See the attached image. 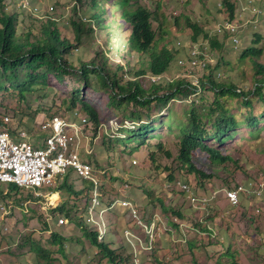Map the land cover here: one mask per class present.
<instances>
[{
  "label": "rangeland",
  "instance_id": "rangeland-1",
  "mask_svg": "<svg viewBox=\"0 0 264 264\" xmlns=\"http://www.w3.org/2000/svg\"><path fill=\"white\" fill-rule=\"evenodd\" d=\"M6 1L9 8L19 12L21 25L28 24V16L26 17L22 13V1L25 0ZM29 1L32 3V9L42 8L43 11L50 12L55 17L63 19L61 24L75 16L74 9L76 5H74L73 0ZM140 1L151 8L153 12L160 9V13L164 14L169 20L174 17H179L182 20L180 28L174 27L171 23L168 24L170 34L167 41L171 46L178 48V59L173 63L171 72L166 77L168 80L177 79V75L181 72L178 62L187 63L189 60V49L194 42L192 40L193 32L187 28V18L202 23L208 32L213 33L216 26L221 24L223 19L228 16L226 12L220 13L218 9V7H221L220 3L223 0ZM158 2H160V8ZM253 3L260 6L264 11V0H253ZM77 9L78 13L81 14V6H78ZM106 24L105 28H99L98 25L93 24L95 27L93 36L85 38L84 44L72 52L71 60L74 65L80 69L82 63H90L96 54H100V59L106 57L113 72H118L119 77L124 72L119 69L118 63L123 64L126 72L135 73L139 71L144 67L143 61L146 62V59L140 56L138 51L133 49L130 44L129 37L132 27L124 20H116V18L109 19ZM157 26L158 24H155V28ZM239 31L240 43L235 45L232 39H226V45L222 53L214 51L210 45L215 60L210 70L216 75L219 83L236 84L249 93L254 91L257 85L256 70L253 64L247 62L248 66L245 67V71H240L244 64L240 57L244 49L253 46L256 34L263 37L257 47L264 50V15L259 19L256 28L253 25L244 26L241 23ZM203 41L205 40L201 37L199 42ZM260 61L264 64V54L261 56ZM147 73L150 74L149 69H147ZM140 81L146 89H150L152 83L150 76ZM163 83H166V81H163ZM206 85H209L208 81ZM50 87L52 93L47 98H42L41 94L37 92L29 94L25 100L10 95V93L1 96L2 107L0 111L4 114V117L8 115L12 120V123L10 120V128H24L35 131L34 140L39 141L44 135L38 130V122L44 117L61 116L71 120L72 113L78 111L84 117L90 119L89 115L82 111L81 104H78L75 109L70 105L74 93L81 91V99L95 106L101 113L100 128L97 129L95 124H93L92 129L91 126L85 128V133L90 137V140L86 136L84 140H89L90 143L87 146L94 147V154L87 155L83 150V155L93 163L97 177L104 180L103 185H105L108 195L106 200L111 202V194L115 195V192L119 195L121 190L130 191L125 190L126 186L130 185L129 189L132 188L131 190L134 188L142 190L146 203L141 206L140 211L142 218L147 222L157 213L165 220L176 223L174 220L178 218L179 221L187 220L191 225L192 229L190 230L193 231L188 234L190 236L187 241L185 239L183 242L178 243L171 236L167 240H172L166 244L162 252H153L150 256H146L145 252L142 254L146 258L144 264H242L241 261L247 264L248 260L241 258V252L245 253L242 246L246 244V241L243 239H246L245 236L251 231L252 219L249 212L244 210V206L241 208L224 206L225 197L224 200H220L219 207L210 209L211 206H209V210H196V212L183 192L181 193L178 189L171 191L166 186L171 182L169 180L171 173L175 174L176 180L191 184L197 192L207 193L217 188L233 189L238 185L247 184L251 180H255L258 184L264 182V100L252 94L254 107L247 108L242 105L240 99L225 98V104L230 113L235 115L241 124L239 129L232 132L233 136L225 137L224 145L214 140L209 141V143L229 155L232 160L226 164L211 163L205 152H199L194 157L195 165L215 176L213 180L200 185L199 178L184 170L178 159V130L176 125L172 127L174 119L169 114V110L153 108L150 114L153 115V118L155 117V120L150 121L148 126L149 135L146 137V143L142 145L140 138L134 136L135 133L130 134L129 131L123 130L130 129V125H133L131 120H126L125 114L129 115L131 111H135V107L133 105H123L121 107L118 104L112 105L111 94L103 88L99 79H94L92 84L87 86L80 76H68L63 83L51 79ZM167 92L168 90L165 89L162 94ZM216 96L214 91L207 90L205 94L198 97L196 103L200 108L199 111L207 113L206 110L212 107ZM170 105V109L176 112L177 119L186 122L188 119L186 111L190 109V104L179 99L178 101L173 100ZM251 110L255 116L260 118L261 123L256 128H252L244 122ZM34 118L35 120H33ZM147 120V116L144 115V121ZM212 127L213 124H210L209 128ZM160 143L165 145L166 151L171 153V157L167 156L165 150L161 151L159 149ZM153 154H155L158 163L161 164L162 171L155 169V164L151 158ZM167 168L170 170H167ZM68 181L71 184L73 183L77 190L85 187L79 175L73 171ZM63 183L59 184L58 187L56 186L55 189H47L46 191L50 192L57 189L61 194L60 199L66 200L68 202L67 207H69L72 202L75 203L78 199L75 193L69 191L68 187H62ZM60 187L62 188L60 189ZM28 192L34 193V189L28 190ZM31 201H35L32 194H30L29 200L25 202V207L21 205V202H18L8 215L0 209V253L2 255L0 264H28L29 260L34 259L35 255L30 250L31 241L33 239L36 241L46 240L49 236V234L43 232L45 229L44 220L51 224L53 230L61 231L67 236L73 235L81 238V244L70 242L66 245L65 249L68 253L69 262L64 261L65 264H114L106 256L98 254L97 247L87 242L85 232L78 223L70 221L69 224L62 226L58 221L59 216L68 218L64 213L57 211L55 214L51 211L54 206L45 210L38 200L37 202ZM42 202L44 201L42 200ZM261 203L264 205V198ZM73 207L76 208L74 205ZM176 213H181L186 218L183 219ZM129 214L128 210V216ZM75 215L82 216L80 208L73 210L72 216ZM128 220L130 223L136 224L133 218H128ZM211 223L214 224L213 230L208 226ZM88 229L89 232L92 230ZM228 229L233 230L235 233L234 239L230 238L228 240ZM181 231L179 230L178 235L184 237L185 235ZM109 232V238H112L113 231L109 230ZM109 238L107 243H109ZM84 240L85 244L83 243ZM122 242L127 244L131 254L129 248L123 250L120 248L119 253L129 261H126L128 262L126 264H130L133 249L125 233ZM262 242L259 247L264 245V240ZM253 254L256 253L253 252ZM202 255H205V257L202 258Z\"/></svg>",
  "mask_w": 264,
  "mask_h": 264
},
{
  "label": "trees",
  "instance_id": "trees-1",
  "mask_svg": "<svg viewBox=\"0 0 264 264\" xmlns=\"http://www.w3.org/2000/svg\"><path fill=\"white\" fill-rule=\"evenodd\" d=\"M73 1L76 5L74 9L75 16L62 24L61 20L63 21V19L55 17L50 12L43 11L42 8H37L36 12L34 10H22V13L26 17L28 16L29 20L28 24L21 25L19 12L9 8L6 0H0V98L10 93V95L25 100L29 94L36 92L40 93L42 98H47L52 93L51 79L63 83L68 76H80L87 86H90L94 79H99L103 88L110 92L112 105L118 104L119 107L133 105L135 107V111H131L129 115L125 114L126 120H131L134 123V128L123 130L129 131L130 134L135 133L134 136L140 138L142 145L146 143V137L149 135L148 126L150 121L155 120V117L153 118V115L150 114L153 108L169 110V114L174 119L172 127L176 125L178 130V159L182 163V168L198 177L201 181L200 185L213 180L215 178L214 174L199 169L194 163V157L202 151L209 156L211 163L226 164L232 160L229 155L214 147L209 141L214 140L224 145L225 137L233 136L232 132L239 129L241 124L236 116L230 113L225 104V98L240 99L242 105L247 108L254 107L252 94L264 100V64L260 61L264 50L257 47L263 37L256 34L253 46L244 49L240 57L241 61L244 62L240 71H245V67L248 66L247 62L253 64L256 70L257 85L255 90L247 93L236 84L219 83L216 75L210 70L211 65L210 72L208 70L203 75L201 85L203 88L202 94H205L207 90L216 93L217 96L212 107L206 110L207 113H204L199 111L200 108L195 101L187 102L190 104V109L186 111L188 119L186 122H182L177 119L176 112L170 109V104L173 100L178 101L179 99L186 102L195 93V87L192 86L190 80L176 77L177 79L166 80V83L151 81L150 89H146L140 81L149 76L168 77L170 74L173 63L178 59V48L171 46L167 41L170 34L168 24L171 23L174 27L180 28L181 18L174 17L169 20L164 14L160 13V9L153 12L140 0ZM158 3L160 8V2ZM77 5L81 6V14L78 13ZM218 9L220 13L226 12L228 14L223 22L228 20L239 24L243 22L238 19V1L223 0L222 7H218ZM111 18L124 20L132 27L129 41L132 48L146 59V62L143 61L144 67L132 73L126 72L123 64L118 63L119 69L124 72L119 77V73L113 72L110 67L109 60L106 57L101 60L100 54H96L90 63H82L81 68L78 69L71 60L72 52L84 44L85 38L93 36L95 32L93 24L98 25L99 28H105L106 22ZM155 24H158L157 28H155ZM186 24L187 28L193 32L192 40L194 43H200L199 40L203 37L204 40L210 42L211 48L218 53L224 51L226 39H231V36L226 33L223 35L211 34L202 23L192 21L190 18H187ZM187 63L178 62L181 69L180 73L186 71ZM225 63L227 62L225 61ZM147 69L150 70L149 75ZM207 81L209 85H206ZM165 89L168 92L162 94ZM80 92L74 93V97L70 101L71 107L75 109L78 104H81L82 111L89 115L97 129L100 128L101 113L95 106L84 99L82 100ZM1 107L2 102L0 101V109ZM144 115L148 119L146 122L144 121ZM10 120L8 115L4 117V114L0 111V130L10 129L16 132L24 129L10 128L12 123V120L11 123ZM244 122L252 128L258 127L261 123L259 116H255L252 110ZM210 124H213L212 128H209ZM30 132L33 131L30 130ZM159 149L161 151L165 150L167 156L171 157V153L166 151L164 144L160 143ZM151 158L155 164V169L162 171V166L158 163L155 154ZM167 170L170 169L167 168ZM70 172L62 187L66 186L69 191L75 193L78 201L72 202V204L76 208L72 204L67 207L68 202L62 200V203L51 211L55 214L60 211L70 221L78 223L85 232L87 242L97 247L98 254L106 256L114 264L128 263L129 261L112 249L109 243L99 242L96 232L88 231V224L82 216H72L73 210L79 209L78 203L81 197L89 195V191L94 184L92 181L82 180L85 187L77 190L75 185L68 181ZM169 180L174 182L176 180L175 174L171 173ZM100 181L103 184L104 180L100 179ZM6 191L8 192L6 193ZM101 191L104 195L103 201L105 204L115 200L112 198L111 202H107L106 197L108 195L104 185H102ZM30 194L28 190L20 188L16 184L0 186V202L5 203L12 211L18 202H21V205L25 207V202L29 200ZM176 214L183 219L186 218L181 213ZM44 226L43 232L49 234V236L46 240L36 241L33 239L31 241L30 250L35 257L31 261L29 260L28 264H55L57 262L65 264L64 261L69 262L68 253L65 249L66 245L70 242L81 244V238L73 235L67 236L61 231L53 230L51 224L45 220ZM83 243L85 244V240ZM132 263L133 257L130 264Z\"/></svg>",
  "mask_w": 264,
  "mask_h": 264
},
{
  "label": "built area",
  "instance_id": "built-area-1",
  "mask_svg": "<svg viewBox=\"0 0 264 264\" xmlns=\"http://www.w3.org/2000/svg\"><path fill=\"white\" fill-rule=\"evenodd\" d=\"M233 1L239 2L238 19L243 21L242 24L244 26L253 25L256 28L259 19L264 15L263 9L252 3L244 5L242 4L244 3L243 0ZM220 6L222 7V2ZM22 8L35 11V9H32V4L29 0L22 1ZM240 26L241 24L238 22L224 21L216 26L213 33H218L219 35L229 34L232 42L238 45L240 43L238 38ZM189 57L186 71L179 73L177 78H186L195 87V93L186 101L191 103L193 101L196 102L198 97L201 96L203 92L202 77L210 66L214 64L215 60L212 56L210 44L206 40L200 43H192L189 49ZM151 80L153 82H163L168 79L165 76H153ZM6 120L8 119L6 118ZM132 124L130 127L134 128V123ZM89 126H91V129L93 128L91 119L84 117L78 111H74L71 120L61 116H53L44 117L38 122V130L44 135L39 141L34 140L35 131L30 132L25 129L16 132L10 129L0 130V186L16 184L26 190L34 189V193L31 194L35 201L31 202H37L38 200L44 206L43 209L47 210L51 206H54L52 209L57 208L62 202V198L57 203L58 205L50 203L49 197L54 192H58V190H51L50 192L46 190L58 187L59 184L64 182L70 171V175L73 171L82 180L92 181L94 186L89 191V195L82 196L79 202L82 217L90 230L92 229L91 231L97 233L98 241L104 242L107 239L109 229L107 214L115 209L118 204L126 207L130 212L128 217L133 218L136 225L142 228L148 237V241L144 242L132 234L130 230L125 231V236L133 249L132 264H141L139 251L142 248L149 252L153 250L154 243L160 234L157 227L159 219H155L152 223H145L139 209L131 201L116 199L111 203L105 204L103 201L104 195L101 191L103 184L97 177L93 163L83 155V150L87 155L94 154V147L87 146L90 143V137L85 133V128ZM85 136L89 138L88 141L84 140ZM102 174L104 173L102 172ZM126 187H129V185ZM166 187L171 191L178 189L181 193L183 192L196 210L206 209V207L219 202L224 192L226 200L232 208H239L242 205L244 195L253 193L258 197L264 196V182L259 184L254 191L241 184L233 189H219L203 196L196 194L191 184L181 180L168 183ZM11 204L13 203L11 202ZM0 209L7 215L12 212L11 208H8L3 202H0ZM258 212L261 213L260 210ZM59 217L58 222L60 225L63 226L70 223L69 218ZM175 221L179 222L177 218H175ZM1 257L0 253V259Z\"/></svg>",
  "mask_w": 264,
  "mask_h": 264
},
{
  "label": "crops",
  "instance_id": "crops-1",
  "mask_svg": "<svg viewBox=\"0 0 264 264\" xmlns=\"http://www.w3.org/2000/svg\"><path fill=\"white\" fill-rule=\"evenodd\" d=\"M248 1L249 0H245V2H244V0H243L244 3H242V4L248 5V4L252 3L253 5L257 6V4L253 3V0L249 1V2ZM244 185H246L247 187H249L251 190L254 191L255 189L258 188L259 184L256 183L255 180H251V181L247 182V184H244ZM129 188H130V185H129V187H127L125 189V190H130V191L121 190L119 195H117L115 192V195H111V197L113 199H118L120 201H123V200L131 201L140 211L141 206L144 203H146V201L144 200V197H143L142 190L138 189V188H134L133 190H131L132 188L131 189H129ZM219 189L220 190H227L226 188H219ZM219 189L217 188L215 190H219ZM215 190H211L207 193V192H197L194 189V192L196 194L203 196V195L211 194ZM224 198H225V194L222 193L220 200L221 199L224 200ZM263 198H264V196L258 197L256 195H254L253 193H250L248 195H244L243 203L240 206V208L242 206H244V210L249 212L250 218L252 219V223L250 224L251 231H250V233H248L245 236L246 239H243L246 241V244L242 246V249L245 250V253L241 252L242 253L241 258L242 259L246 258L248 260L247 264H264V245L259 247L260 243H263L262 241L264 240V205L261 203ZM220 200H219V202L212 204L210 209L219 207L218 204L221 202ZM223 203H224V206L225 205L229 206L227 200H224ZM208 208H209V206L203 210H209ZM259 210L261 211V213L258 212ZM195 211H196V209H195ZM140 214H141V211H140ZM141 217H142V215H141ZM128 218H129L128 217V209L126 207L122 206V204H118L115 207V209H113L112 211H110L107 214V220L110 223L109 230L114 232V233L112 232L113 237L109 238L110 232L108 231L107 240L109 238V244L114 245L113 247L112 246L111 247L116 251L118 250V253L120 252L119 251L120 248L122 250L124 248H127V249L129 248L127 246V244L122 242L123 234L125 233L126 230H130L132 232V234L139 237L144 242L148 241V237L145 234V232L142 230V228L138 227L135 223H130ZM155 219H159L157 227L159 229L160 234H159V237H157V239L154 243V248L151 252L146 251L144 248H142L143 250L139 248L140 249L139 257L142 261L141 264H144V261L146 259L142 255L144 252H145L146 256H150L151 254H153V252H157V253L162 252V250L166 247V244L170 240H172V239L167 240L168 238L173 236L174 237L173 240L175 242L181 243L185 239L187 241L189 239V236H190V235L188 236V234L189 233L191 234L192 233L191 231H193V230H190V229H192V227L187 220H183V221H179L177 223H174V222L168 221L167 219L165 220V218L163 219L162 216L157 214V213L154 215V217L151 218L152 221L150 220L149 222H147L145 219H143V221L145 223H152ZM208 226L211 230L214 229L213 223L209 224ZM179 230H182L181 232L183 233V235H185L184 237H186V238H184L182 235H178ZM180 236H182V237H180ZM230 238L234 239L235 233L233 232V230L231 231L230 229H228V240ZM229 248H230V246H229ZM253 252L256 254H253ZM129 253L131 254L130 248H129ZM119 254H121V253H119ZM201 257L204 258L205 255H202ZM241 263L246 264V262L244 263L242 261H241Z\"/></svg>",
  "mask_w": 264,
  "mask_h": 264
},
{
  "label": "bare ground",
  "instance_id": "bare-ground-1",
  "mask_svg": "<svg viewBox=\"0 0 264 264\" xmlns=\"http://www.w3.org/2000/svg\"><path fill=\"white\" fill-rule=\"evenodd\" d=\"M82 180V179H81ZM60 193H57V192H54L50 197H49V199H50V203L52 202L53 204H57V203H59L58 201L60 200ZM62 203V202H61ZM60 203V204H61ZM58 205V204H57ZM108 231H109V229H108Z\"/></svg>",
  "mask_w": 264,
  "mask_h": 264
},
{
  "label": "clouds",
  "instance_id": "clouds-1",
  "mask_svg": "<svg viewBox=\"0 0 264 264\" xmlns=\"http://www.w3.org/2000/svg\"><path fill=\"white\" fill-rule=\"evenodd\" d=\"M32 4V3H31ZM23 9V8H22ZM33 9H37V8H33ZM116 200V199H115ZM178 219V218H177ZM179 220V219H178ZM175 221V220H174ZM176 222V221H175ZM177 223V222H176ZM109 227H110V223H109ZM108 236V235H107ZM107 242V239L104 241ZM111 245V244H110ZM112 246V245H111ZM113 249V248H112Z\"/></svg>",
  "mask_w": 264,
  "mask_h": 264
}]
</instances>
